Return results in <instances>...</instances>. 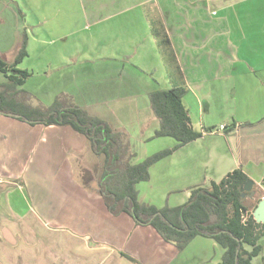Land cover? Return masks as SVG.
<instances>
[{
	"label": "crops",
	"instance_id": "crops-1",
	"mask_svg": "<svg viewBox=\"0 0 264 264\" xmlns=\"http://www.w3.org/2000/svg\"><path fill=\"white\" fill-rule=\"evenodd\" d=\"M263 3L0 0V57L12 62L24 32L27 54L17 67L32 75L22 87L32 104L71 97L126 133L131 164L176 145L153 138L159 121L149 95L184 88L183 106L202 136L152 165L136 186L141 203L176 207L236 169L262 187L264 23L242 24V5ZM86 152L85 137L70 127L0 115V264H179L183 251L151 226L111 215L96 186L83 188L74 168ZM19 178L22 185L13 182Z\"/></svg>",
	"mask_w": 264,
	"mask_h": 264
},
{
	"label": "trees",
	"instance_id": "trees-1",
	"mask_svg": "<svg viewBox=\"0 0 264 264\" xmlns=\"http://www.w3.org/2000/svg\"><path fill=\"white\" fill-rule=\"evenodd\" d=\"M19 39L12 62L0 57V73L5 79L0 83L1 116L30 126H67L84 136L91 152L100 160L93 172L95 191L111 215L125 213L136 225L151 226L177 251L183 250L194 238L203 237L214 240L222 248L217 264H252V260L262 250L260 241L264 237V223H256L253 211L250 212L245 205V197H248L249 192L242 197V188L249 179L240 169L228 173L219 182L191 190L187 202L176 207L157 208L138 200L136 186L148 181L149 168L171 152L202 136L201 132L192 128L183 106L184 88L158 90L149 95L151 110L159 121V128L153 138L170 137L176 141V145L142 162L131 164L133 154L126 133L91 116L77 106L71 97L59 94L49 106L32 104L33 95L22 88L31 73L17 67L27 54L24 32ZM17 180L13 182L20 185L21 180ZM82 186L90 191L86 184L82 183ZM261 199L262 196H259L255 200L253 210ZM128 259L133 260L130 257Z\"/></svg>",
	"mask_w": 264,
	"mask_h": 264
},
{
	"label": "rangeland",
	"instance_id": "rangeland-1",
	"mask_svg": "<svg viewBox=\"0 0 264 264\" xmlns=\"http://www.w3.org/2000/svg\"><path fill=\"white\" fill-rule=\"evenodd\" d=\"M260 5H253L252 9L249 4L245 6L242 5V24L247 25V24H263L264 23V7H261ZM245 8H248V9H245ZM41 85L42 87H45V88L51 87V89H54V90H58L59 88L63 87L60 85H53V84L51 85V84H44V83ZM45 91L46 90L43 89L42 92H45ZM159 147L160 146L157 143L155 149H158ZM86 149H87V152L84 155L81 154L82 157L84 156V159L82 160V162H79V164H77L76 162L75 164V167H76V169L74 168L75 176L76 178H78L79 182L84 183L87 186L95 187L96 179H95V175L93 174V172L99 166L100 160L91 152L87 143H86ZM70 160L72 161V159ZM133 160L134 159L132 157L130 160V163H132ZM13 180H16V179H13ZM6 184L13 185L12 183H6ZM19 184L22 185L23 184L22 181H20ZM252 191H254V196L252 198L245 197L246 198L245 205H247V207L250 209L249 210L250 212L253 211L255 200L259 196H262V197L264 196V187H258L254 185L252 187ZM198 238L199 239H197L191 244L189 243L190 245L188 244L183 250H181L183 251L184 254L181 257L179 264H186L187 257L195 258L196 256V258H201V257L209 256V259L212 262H214L215 259H218L219 257H221L222 251H221V248L218 247L217 244H215L213 241H211L208 238H206L205 240H202L203 239L202 237H198ZM260 244L262 246V250L260 254L252 260V264H264V237L261 239ZM246 248L250 250L249 247L246 246ZM173 264H177V263L174 262Z\"/></svg>",
	"mask_w": 264,
	"mask_h": 264
},
{
	"label": "water",
	"instance_id": "water-1",
	"mask_svg": "<svg viewBox=\"0 0 264 264\" xmlns=\"http://www.w3.org/2000/svg\"><path fill=\"white\" fill-rule=\"evenodd\" d=\"M253 182L251 180H247L244 184L242 191L244 192L242 194V197L245 196L246 192H249L248 197L252 198L254 196V191H252ZM243 214H245V211H243ZM253 219L256 223L263 224L264 223V199H261L256 208L252 212Z\"/></svg>",
	"mask_w": 264,
	"mask_h": 264
},
{
	"label": "built area",
	"instance_id": "built-area-1",
	"mask_svg": "<svg viewBox=\"0 0 264 264\" xmlns=\"http://www.w3.org/2000/svg\"><path fill=\"white\" fill-rule=\"evenodd\" d=\"M223 128V127H222Z\"/></svg>",
	"mask_w": 264,
	"mask_h": 264
}]
</instances>
